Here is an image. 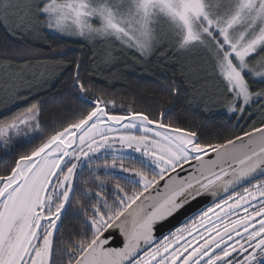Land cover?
Listing matches in <instances>:
<instances>
[{"label": "snow or ice", "instance_id": "snow-or-ice-1", "mask_svg": "<svg viewBox=\"0 0 264 264\" xmlns=\"http://www.w3.org/2000/svg\"><path fill=\"white\" fill-rule=\"evenodd\" d=\"M0 27L195 54L236 120L212 134L172 108L117 110L79 60V103L45 120L48 89L22 87L10 60L32 49L0 51V264H264V0H0ZM165 91L200 95L196 81Z\"/></svg>", "mask_w": 264, "mask_h": 264}, {"label": "trees", "instance_id": "trees-1", "mask_svg": "<svg viewBox=\"0 0 264 264\" xmlns=\"http://www.w3.org/2000/svg\"><path fill=\"white\" fill-rule=\"evenodd\" d=\"M21 45L30 47L32 53L26 60L10 57L11 62L18 68H43L46 71L44 82L38 85L48 89L42 97L47 100L43 111L45 120L59 114L62 106L75 107L79 103L76 100L77 91L72 87L70 79L72 73L69 71L75 67L71 62L79 60L83 61L81 76L90 83L91 95L102 96L110 107L115 105L117 110L126 111L132 105H135L138 111L145 107L155 110L172 108L170 115L173 118H179L180 122L191 126L205 127L212 134L236 124V120H229L221 105L212 103L210 89L207 90L197 82L196 77L201 74L200 67H195L192 71L189 69L192 63L186 64L176 56L162 60L158 58L159 54H156L141 59L131 51L121 55L117 50H113V59L105 62L103 54L99 52L101 50H96L88 43L51 35L45 30H40L36 35L11 36L0 27V51ZM3 59L4 57L0 56V61ZM173 81L177 84L183 81L189 85L196 81L200 95L183 93L179 99L174 98L170 92L165 91ZM49 85L51 87H48ZM213 86L212 93H216L215 81ZM7 102H10V98L0 95V106ZM205 103L208 107L202 113L198 106ZM84 179L88 177L85 176ZM73 224L78 225V221L70 209L64 231L73 230Z\"/></svg>", "mask_w": 264, "mask_h": 264}, {"label": "rangeland", "instance_id": "rangeland-1", "mask_svg": "<svg viewBox=\"0 0 264 264\" xmlns=\"http://www.w3.org/2000/svg\"><path fill=\"white\" fill-rule=\"evenodd\" d=\"M47 33L51 34V35H56L58 36L56 33L54 32H49L48 30H45ZM39 32V31H38ZM38 32H36L35 34H25V35H36ZM63 38H67V39H73V40H78V38H69V37H63ZM84 42V41H82ZM85 43H88V42H85ZM89 45L93 46L96 50L99 49L101 51V54L104 61L105 62H109L113 59L114 57V52H111V57L109 55V50L110 48L113 49V50H117L118 53H120V47L118 44H106L104 42H97L95 44H90L88 43ZM117 47L116 49H114L115 47ZM119 48V49H118ZM130 51H125L123 54H127L129 53ZM134 53V51H131ZM138 54V53H136ZM139 55V54H138ZM148 57L144 58V59H147ZM183 60V62H185L186 64L188 63H192L193 65H191L189 67V69H193L195 70L194 68L195 67H200V72L201 74L199 75V77H196V80L199 84H202V86H205L208 89H210V92H211V100H212V103L214 105H221L222 106V109H224V106L222 104H219L215 101V93H212L213 92V89H214V80L212 79V69H211V66L210 64H207L205 63L199 56L193 54L191 56H188V57H183L181 58ZM23 69H26V71H24L22 73V80H21V86L24 87V88H27V87H38V85H41L43 82H44V79H45V74H46V71L42 68H38L36 70H32L28 67H24ZM192 70V71H193ZM201 76H204V77H201ZM221 108V107H220ZM224 112H225V109H224Z\"/></svg>", "mask_w": 264, "mask_h": 264}, {"label": "water", "instance_id": "water-1", "mask_svg": "<svg viewBox=\"0 0 264 264\" xmlns=\"http://www.w3.org/2000/svg\"><path fill=\"white\" fill-rule=\"evenodd\" d=\"M173 223H175V222H173Z\"/></svg>", "mask_w": 264, "mask_h": 264}]
</instances>
